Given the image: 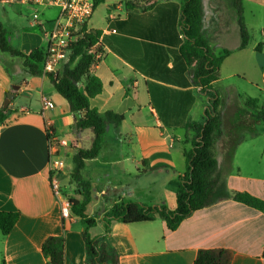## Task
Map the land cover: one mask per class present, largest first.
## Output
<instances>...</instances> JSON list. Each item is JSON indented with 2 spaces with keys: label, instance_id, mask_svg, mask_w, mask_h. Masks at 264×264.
Returning a JSON list of instances; mask_svg holds the SVG:
<instances>
[{
  "label": "crops",
  "instance_id": "obj_1",
  "mask_svg": "<svg viewBox=\"0 0 264 264\" xmlns=\"http://www.w3.org/2000/svg\"><path fill=\"white\" fill-rule=\"evenodd\" d=\"M201 2L203 26L219 32L220 42L228 27L220 20L218 2L207 3L209 16L204 0ZM241 4L243 18L246 12H259L264 17V0H241ZM12 6L26 7L33 13L30 23L45 45L28 49L21 44L15 49L6 36L9 46L25 55L35 50L44 52V33L51 30L58 11L51 20L42 21L37 9L50 11L54 7ZM96 12L105 13L101 26L92 25ZM180 19L179 0H101L88 22L89 30L103 32L102 58L92 68L102 90L90 100L91 108L124 116L118 128H107L99 156L86 161L82 170L83 179L93 189L87 215L96 220L93 228H100L93 238L104 234L103 218L120 202L176 208L178 179L186 170L184 152L190 148L187 139L191 135H186L184 127L189 121L202 120L207 103L191 75V67L179 54L185 43ZM108 21L125 24L111 34ZM206 39L216 54L214 43ZM254 52L261 57L263 47ZM4 54L0 51V109L7 94L15 96L7 106L5 122L0 124V211L18 213L19 219L8 235L0 232V264H47L42 245L47 238L60 236L65 238L64 264H87L84 226L78 218L61 217L60 204L51 190L46 125H50L56 139L68 144L58 149L65 169L55 176L66 198L71 194L72 158L77 150L70 143L75 141L77 148L86 149L92 135L88 130L73 131L78 116L69 111L48 75L30 76L22 59L17 57L19 64ZM8 68H14V72ZM217 81L212 83L214 88ZM12 86L18 89L13 91ZM45 101L53 107L44 108ZM248 123L250 128L263 124L257 118H249ZM234 132L228 137L231 141L225 142L224 131L217 151L231 145V155L236 156L261 138L259 153L264 152V129L253 133L249 140H235ZM217 160L221 170L222 161ZM223 176L230 191L264 200L263 177L243 176L240 170ZM106 240L118 253L119 264H193L199 250L209 249L232 251L231 264H264V213L227 200L194 212L174 231H169L162 220L130 225L113 221Z\"/></svg>",
  "mask_w": 264,
  "mask_h": 264
},
{
  "label": "trees",
  "instance_id": "obj_2",
  "mask_svg": "<svg viewBox=\"0 0 264 264\" xmlns=\"http://www.w3.org/2000/svg\"><path fill=\"white\" fill-rule=\"evenodd\" d=\"M181 3V32L185 43L179 54L185 63L191 67V75L202 93L207 98L204 115L201 121H189L184 129L190 145L184 152L186 170L179 177L176 191V208L166 206H146L135 202H120L112 206L103 218L105 232L102 236L93 238L89 230L96 226V220L87 215V207L92 199V186L82 177L85 162L95 159L102 150V138L109 126L118 128L124 116L107 111L100 113L91 108L90 100L99 95L102 90L100 80L92 75V68L99 62L89 53L91 47L103 46V32L87 30L83 27V36L72 47L69 60L63 65L61 72L49 74L48 77L54 90L67 103L69 111L77 115L73 131L80 133L90 131L92 142L88 148H78L74 154L73 169L70 173V184L75 188V196L68 198L71 217L78 218L84 226L82 239L85 246L87 264H119V255L107 242L110 224L113 221L125 225L151 223L156 220L165 222L169 231H174L180 223L194 212L208 208L223 201L232 200L264 213V200L246 192L229 190L226 177L219 168L216 149L224 137L223 109L226 99L219 95L212 83L218 80L219 71L231 52L224 50L215 55L211 50L203 31V8L201 0H179ZM101 0L98 2L97 6ZM234 9L240 43L237 51L247 48L250 34L242 17L241 0H229ZM111 34H116L125 23L108 21ZM264 33V29H263ZM7 30L0 22V51L11 57L22 59L23 68L30 76L41 74L39 66L43 60V52L35 50L29 55L13 50L6 40ZM261 46L255 48L260 52ZM244 107L254 113L264 125V102L260 104L256 98L245 96ZM8 107L0 109V124L7 118ZM242 140V139H241ZM239 140V141H241ZM238 142L234 145H237ZM234 150V148H233ZM232 157V155H231ZM19 214L0 211V232L8 235L15 227ZM42 254L47 264H64L65 238L49 237L42 245ZM233 252L225 249L199 250L193 264H231Z\"/></svg>",
  "mask_w": 264,
  "mask_h": 264
},
{
  "label": "rangeland",
  "instance_id": "obj_3",
  "mask_svg": "<svg viewBox=\"0 0 264 264\" xmlns=\"http://www.w3.org/2000/svg\"><path fill=\"white\" fill-rule=\"evenodd\" d=\"M217 2L220 9V20L225 22V26L228 27L226 33L219 42L218 39L221 35L217 34L219 32L215 33L211 26L207 30L203 26V31L205 38L208 37V40L214 43L215 55L222 54L224 50L231 52V55L222 64L219 78L214 88L218 91L219 95L224 96L226 99V106L223 109V121L225 120L223 128L227 136L225 142L230 140L228 137L231 138V132L233 131L237 135L235 140L242 138L249 140V137L253 133L261 132L264 129L263 124L260 125L259 123L255 127H248L249 118L255 119L257 117L254 113L246 109L243 103L245 96L258 99L260 104L264 102V17L259 12L253 15L246 12L243 22L250 34V41L245 50L238 52L236 48L240 43V38L234 9L230 6L229 0H217ZM207 3L204 0V7ZM209 6L205 8L207 16L211 13ZM57 11L56 8L50 11L38 8L36 14H39V18L44 21L51 20ZM18 13L22 15L20 16ZM32 15L33 13L27 11L26 7L22 8L0 3V22L8 32L7 39L11 47L17 49L22 44L30 49L35 45H45V42L38 35L36 28L30 23ZM104 17V12H96L92 25H103ZM219 31L221 30L219 29ZM258 45L263 47V55L261 57L254 52ZM89 53L94 56L93 53ZM4 56L9 55L4 54ZM101 58L102 55L99 59H96L94 56L95 61ZM12 59L20 64V60L17 57H12ZM8 69L10 73L14 72V68ZM74 142H71L70 146L78 149ZM248 142L252 144L250 141ZM253 144V146L249 145V150H239L236 156L233 155L232 162L231 145L227 147L228 150L225 149L226 146L224 148L220 147L218 151L216 149V155L218 154V159L222 161L221 173L227 172L228 175L231 173L238 174V170H240V174L243 176L264 178V152L259 153L263 147V139H257ZM70 189L71 194L67 195L68 198L75 196L74 186ZM66 192L68 193V191ZM77 226H81L80 223ZM90 232L91 236H96L100 233V228H93Z\"/></svg>",
  "mask_w": 264,
  "mask_h": 264
},
{
  "label": "built area",
  "instance_id": "obj_4",
  "mask_svg": "<svg viewBox=\"0 0 264 264\" xmlns=\"http://www.w3.org/2000/svg\"><path fill=\"white\" fill-rule=\"evenodd\" d=\"M100 0H0L8 5H45L58 10V15L53 22L51 30L44 33L46 40V50L43 52V60L39 70L44 75L57 74L61 72L64 64L69 60L73 45L83 36V27L89 30L88 22L93 16L97 4ZM95 44L89 52L93 53L96 59L102 55ZM98 52V53H97ZM44 108H52L48 101L43 103ZM49 143V172L51 174L50 185L53 196L60 204L61 217L64 220L71 219L70 202L61 193V186L55 176L65 169L64 161L58 156L59 147L68 146L64 140L54 137L50 125H46Z\"/></svg>",
  "mask_w": 264,
  "mask_h": 264
},
{
  "label": "water",
  "instance_id": "obj_5",
  "mask_svg": "<svg viewBox=\"0 0 264 264\" xmlns=\"http://www.w3.org/2000/svg\"><path fill=\"white\" fill-rule=\"evenodd\" d=\"M17 89H18L17 86H12L13 91H16ZM14 96L15 95L13 93L7 94V97H6L5 102L3 104V108H6L9 105L10 101L14 98Z\"/></svg>",
  "mask_w": 264,
  "mask_h": 264
}]
</instances>
